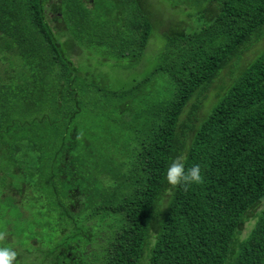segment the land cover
<instances>
[{"label":"trees","instance_id":"obj_1","mask_svg":"<svg viewBox=\"0 0 264 264\" xmlns=\"http://www.w3.org/2000/svg\"><path fill=\"white\" fill-rule=\"evenodd\" d=\"M164 1L190 23L164 33L147 76L112 90L73 59L137 66L152 0H0L2 199L16 208L9 185L25 187L54 250L80 245L82 264H264V51L197 115L264 37V0ZM177 157L201 184L167 191ZM70 188L84 196L75 212Z\"/></svg>","mask_w":264,"mask_h":264},{"label":"rangeland","instance_id":"obj_2","mask_svg":"<svg viewBox=\"0 0 264 264\" xmlns=\"http://www.w3.org/2000/svg\"><path fill=\"white\" fill-rule=\"evenodd\" d=\"M150 8L155 14L154 17H157L153 19L155 27L149 38L142 61L137 66L123 68L113 62L106 63L103 66H97L94 63L95 58L87 60L89 55L84 52L80 53L79 56L74 57L73 61L76 62V64H79L80 62H82L81 64H84L83 61L92 64L90 66L88 65V68L86 69L91 72H96L94 75L105 74L103 78L107 80V84L112 90L128 89L133 82L139 81L147 76L156 64L158 54L164 46L163 35H166L164 33L170 28H173L180 21L182 23L186 21V24L190 23L185 18L184 13L180 10L181 8L172 10L164 0H152V2H150ZM194 12L191 11V13ZM191 22L192 28L187 26L185 31H192L200 24L197 17H192ZM263 51L264 37L255 45L244 50L242 55L234 60V63L221 73L220 77L204 95L202 109L197 115L208 112L214 104H212L210 98L213 97L214 99L218 89L220 88L217 96H219L222 93L221 91L227 84H229L230 79L234 77L237 78L240 70L255 60ZM216 100H218V98ZM3 189V185H0V231L7 232L8 241L6 243L17 252L16 264H43V261L38 257L39 253L43 250H52L53 246L57 245L59 241L58 238L55 237L56 234L53 236L52 232H50V229L47 227L48 223H50L49 221L53 224V220L39 214V210H41L39 203L34 204V201H28V199L25 198H18L20 203L16 205V208H7L5 205V199H2L3 196H1ZM261 204V206L264 205V200ZM249 228L250 225H245L242 237L248 232ZM33 239L40 243L34 242ZM32 244L34 247H38V249H34ZM0 246L4 245L0 244Z\"/></svg>","mask_w":264,"mask_h":264},{"label":"clouds","instance_id":"obj_3","mask_svg":"<svg viewBox=\"0 0 264 264\" xmlns=\"http://www.w3.org/2000/svg\"><path fill=\"white\" fill-rule=\"evenodd\" d=\"M83 134L78 135V139ZM166 181L170 186L167 191L171 192L178 186H183L187 190L188 186L193 184H201L203 178L199 164L193 165L189 169H185L184 158L177 157L169 165L166 172ZM8 234L5 231H0V264H16L17 252L8 244Z\"/></svg>","mask_w":264,"mask_h":264},{"label":"flooded vegetation","instance_id":"obj_4","mask_svg":"<svg viewBox=\"0 0 264 264\" xmlns=\"http://www.w3.org/2000/svg\"><path fill=\"white\" fill-rule=\"evenodd\" d=\"M93 0H89L90 4L92 3ZM9 191L13 192V195L17 198V200H15L16 205H18L20 203V201L18 200V198H21L22 196H20L21 194H24V190L25 187L21 186V189L18 191L16 188H12L9 185L8 188ZM68 195L71 197V204H69V211L71 212H75L76 208H78L81 203L83 202V195L80 194V192L77 189H69L68 190ZM34 242H36L33 239ZM36 243H40V242H36ZM32 246L34 247V245L32 244ZM40 247V245H39ZM34 249H38V247H34ZM75 249L77 250V253H70V254H65V256L67 258H60L62 255V252L59 251L61 249H56L54 250V246L52 248V250H48V251H42L39 253V258L43 261V264H82V254L85 253L84 251H82V253L80 252L81 250V246H75ZM52 252V254H54L53 256L49 254V252ZM37 252V251H36ZM41 255V256H40ZM56 255V256H55ZM71 255V257H70ZM58 256V257H57ZM56 257V258H55Z\"/></svg>","mask_w":264,"mask_h":264}]
</instances>
